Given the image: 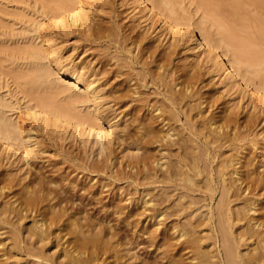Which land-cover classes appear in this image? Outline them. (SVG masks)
<instances>
[{
  "label": "bare ground",
  "instance_id": "obj_1",
  "mask_svg": "<svg viewBox=\"0 0 264 264\" xmlns=\"http://www.w3.org/2000/svg\"><path fill=\"white\" fill-rule=\"evenodd\" d=\"M17 1L21 5V2L25 0ZM45 1L47 5L45 4L41 13L47 15L49 20L57 26V29L68 32L76 28L86 29L88 27L89 29L92 25L93 18L91 19L87 12L85 0ZM126 1H130L131 7L136 11L135 14H140V18L145 21L151 19L155 23H159L162 27L160 32H164L169 37L172 46L176 47L183 40L190 42V44L186 42L187 51L198 55L197 58H200L201 62L207 58L205 64H208V69L212 73L210 76L212 79L216 76L221 78L227 91L229 90L231 93L240 91L242 98H247L252 103H254V93H259L260 99L264 102V66L261 67L262 64L264 65V16L246 17L247 13H245L246 16L243 13L244 16H240L241 13L236 15L237 11H235L236 13L229 11L228 13L231 14L226 16L227 11L230 10V8L226 10L228 1L200 0L202 6L211 15L214 16L217 12H222L219 14V18L211 19V21L214 20L213 22L210 20L207 22L203 17H196L178 0ZM252 1L264 13V0ZM23 4L25 3L23 2ZM23 4L22 6H24ZM18 14L20 13L18 12ZM238 16L239 18H237ZM46 24V21L41 19L26 28L24 33L27 40L26 45L17 48L19 50L17 55L14 52H9L8 48H0V55L3 56L0 59L9 60V62L16 61L20 57L23 60L26 59L31 66L30 72L25 76V82L29 89L33 90L36 87L38 90L37 83H39L38 86L44 85L41 89L43 87L52 89L56 96H60L46 95L37 92V90L36 92L27 90L29 93L31 92L32 96L28 107L32 110L36 123L43 131H50L49 134L61 137L59 139H63L65 136L66 138H77V141L79 140L82 144L98 146L100 150L97 157L90 163L84 160L87 157H75L83 164L72 169L69 168L67 176H64L65 178L70 176V181L75 182V186L72 187L74 190L69 191L71 196H68L67 189L61 184L62 180H58L54 176L49 177L50 175L47 176L44 174L45 172L42 173L37 166H34V159L38 157V152H43L38 147H41L44 141L37 135L35 138L32 131L26 130L19 120L16 121L12 118L13 103L5 95L0 94V164L5 160L6 163L21 162L23 164L19 163L21 166L27 165L31 169L35 168V171L39 170V174L33 175V171L29 172L30 178L23 176L24 179H28L26 182H23L21 176L22 179L18 177L20 181L18 179L17 182L10 180V176H7L8 172L6 176L2 174L4 178L9 177L10 182L4 183V180L0 182V196L1 194L3 196L5 194L6 197L11 195L13 199L9 200V203L4 201L7 205H2L0 208V235L7 232L0 238V264H11L7 261L11 257L7 255L10 250L15 252L25 250L24 253L27 256L40 259L36 264H95L100 257L107 254L115 253V258L123 256L120 254L121 248H117L107 238L110 233L108 226L105 225L100 230H94L97 221H91L93 216L82 215L83 211L81 213L77 207L69 205L74 203L75 198L77 199L74 196L80 191L94 193L95 188L93 187L100 186V184L94 185L96 182H91L95 176L87 184L83 181L89 179L90 173L100 172V169L104 167L107 155L104 149L110 148L122 139L129 140L130 147H132L131 144H136L133 146L135 149L131 150L134 152L131 154L130 151L132 159L127 162L124 173L134 176L133 179L138 183H141L140 180L143 183L146 179H153L150 183L164 184L165 188H160L164 189L163 194L166 195L158 197V192L151 193L150 189L145 188L139 196L131 198L127 194L126 199L125 197L124 199L120 198L126 200L127 205L120 204L122 201H118L115 206L123 209L140 203L142 210H139L138 207V210L132 209L128 214L129 217L133 214H143L149 209V206L151 207L150 220H157L158 223L155 226L164 223L163 229H159L157 226L151 231L154 233L159 231V234L163 236L161 240H164V237L175 235L173 237H177L176 240L181 241V246L176 253L172 251L175 244L173 241L170 243V237L166 238L169 239V243L163 242L164 246L168 247H165L163 252H167V249L172 252L168 256L171 258L168 260L169 264H187V260H184L186 258H183L185 254L189 255L187 257V259L190 258L188 259L189 264H264V214L260 211V214L256 215L259 208L256 207L257 199L248 196L254 191V184H264V169L259 170L261 167L258 166L259 159L262 157L264 159V140L258 139V143L253 138H248L251 145L243 142L238 144L237 141L246 139L245 134L238 131L243 124H237L238 120L232 110L222 109L215 114L210 110L214 100L201 95V93L199 94V106H197L198 114L201 112L204 114L206 109H208L206 112L211 111L210 114H202L203 120L198 123L192 114L188 113V123L182 121L183 124H178L182 125L178 126L181 127L178 129L175 122L181 121L179 108L183 109L181 106L183 100L198 94L195 92L194 86L198 81L195 74L197 72H193L192 66L189 64L185 68L190 66L193 73L190 70L188 72L182 66L187 73L182 70L183 73L179 74L178 79L184 76L185 80H175L173 88H170V94L165 95V100L169 101L168 106H160L158 101L151 103V101L141 98V95H139L140 98L134 97L141 92L139 91L141 86L138 88L139 83H137L139 78L127 75L126 80H128L129 88L133 87L128 90L134 96L127 100L126 92L124 95L123 93L118 94L117 91L119 100L121 98V103L117 102V104L125 106L120 114H123V117L130 115V118H125V121L130 119L135 131L128 130L129 125L126 123L119 131L117 129L120 127L119 124L108 117L109 106L112 104L111 101L104 98L105 92L102 91L105 81L104 84L100 83L98 77L100 72L96 69L93 70L94 68L89 71L87 65L64 57L63 45L61 46L57 41V33L55 36L53 31L46 28ZM240 29L246 33L242 35ZM141 40L134 41V48H131L133 43L128 46L131 48L132 54L142 45ZM142 52L144 51L141 47L139 53L144 56L146 53ZM203 54L205 57L202 56ZM119 56L121 55L118 54ZM170 56L171 53L167 55L171 60L172 56ZM139 57L136 58L139 59ZM154 58L153 61H155ZM169 58L162 57L156 60L160 70L157 73L158 76L153 75L154 77L164 76L161 70L166 72L165 68L168 67ZM146 61L149 63L148 60ZM150 73L152 74V72ZM150 77L153 78V81L154 77ZM180 84L181 86L177 89L176 87ZM252 88L253 91H251ZM116 95L114 94V97ZM116 98L114 100L117 101ZM254 104L256 105V103ZM143 107L147 108L146 114L141 113ZM234 127L236 128L233 129ZM234 130L235 132L232 133ZM234 142H237L236 146L232 147ZM227 147L231 148H229L231 152L226 156L224 150L221 149ZM130 154L128 157H131ZM216 161L217 165L214 167L213 163ZM114 166L111 169H114ZM82 177L85 179L82 182H77ZM78 183L81 184V188L76 191ZM4 189H7L9 195ZM198 192L201 196L203 195L202 198L205 200L208 198L209 202L207 200L204 201L205 203H200L201 201L198 199L201 197L196 195ZM174 195L179 199L172 204L171 207L175 206L171 210L170 204L165 203L164 205V202L170 201L172 199L170 196ZM85 208L84 210H86ZM69 210L78 211L77 214H81L84 218L86 216L85 221L82 220L83 217H81V221L80 218L70 221L72 212ZM172 215L177 218L165 223L166 219ZM28 217L32 218L30 225L26 224L27 221L26 223L23 221ZM4 224H9L11 228L7 227L6 231ZM109 227L112 228V225ZM116 232L115 230L111 234L115 235ZM53 237L59 241L58 245H62L60 249L62 252L58 258H55L57 253H51V255L45 248ZM157 244H160L159 241ZM3 247H6L5 250ZM178 250L181 252L179 256L177 255ZM183 251H186L184 255ZM60 258L61 260H58Z\"/></svg>",
  "mask_w": 264,
  "mask_h": 264
},
{
  "label": "rangeland",
  "instance_id": "obj_2",
  "mask_svg": "<svg viewBox=\"0 0 264 264\" xmlns=\"http://www.w3.org/2000/svg\"><path fill=\"white\" fill-rule=\"evenodd\" d=\"M178 1L185 8L192 11L196 17L198 18L203 17L204 19H206L207 22L208 20L211 21V19L215 20V18L216 19L219 18L220 16L219 14L222 13V12L221 13L217 12L218 14L217 15L215 14L216 12L215 11L214 12L215 15L214 16L211 15L202 6L200 0H178ZM226 1L229 2L228 5L225 3L227 6L226 10L230 8V10L227 11L226 16L228 14H231L228 13L229 11H233V12L237 11V13L235 12L236 15H238V13H241L239 14L240 16L242 15V13L245 16L248 14L246 17L259 16V15L260 17L264 16L263 10L252 0H232V3H230L231 0L230 1L226 0ZM23 2L25 4H23ZM23 2H21L20 5V3L17 0H0V20H1L0 48H4V47L6 49L8 48L9 52L11 53L14 52L15 55H17L19 53L18 49L25 46L27 42L24 36L25 29L29 28L33 23L41 19L45 20L47 23L46 28L51 32L53 31L54 35L57 33L56 34L57 36L56 35L55 36L58 39L57 41L61 44V46L63 45L64 57H66L67 59L69 57V59L71 58L77 63H83L84 65H87L89 71L94 68L93 70L96 69V71L100 72V74L98 75L99 81L102 84L105 83L103 85L104 87L101 84V87L104 88L102 92L103 93L105 92L104 98H106V100L111 101L110 103L112 104V106H109L108 117L110 119H113L114 121H116V123L119 124L120 127L117 128L119 131H121V128L123 127V125H125V123L129 125L127 127L128 130H131L133 132L135 131V127L133 123L130 121V119L125 121V118H130V115L123 117V114H120V111L125 106H121L117 104V102L119 103L121 100V98L119 100V95H118L120 93H123L125 95L124 92H126V94H128L129 97L126 98L127 100L130 99L132 96H134L131 95L132 92L128 90L133 88V87L129 88L128 80H126V78H128L129 75L132 76L134 75V78L136 79L139 78L138 79L139 82L137 83L140 84L141 81V84L140 85L138 84V88L141 86L139 91H141L142 94L140 92L136 94V96L134 97H138V98L141 97L144 100L151 101V103H153V101L155 102L158 101V104L160 106H165V105L168 106L169 101L165 100V95L170 94L169 93L171 92L170 88L171 89L173 88L174 82L179 80H185L184 76L178 79L179 74L181 75L183 72L187 73L183 70L184 68L187 69L188 72L189 70L191 72L192 70L193 72L194 71L197 72L195 74L198 77V81L194 86H195V92L196 93L198 92V94H195L193 97H188L183 100L181 106H183L184 110L179 108L181 121L175 122V124H177L176 125L177 127L182 126V125H178L180 123L183 124L182 121L188 120V116H187L188 113H191L194 119L197 120L198 123L202 122L204 117L203 115L210 114L211 111L206 112V110L208 109L205 110L204 114L202 112L198 114L199 108L197 106H199V94L201 93V95H205L209 99L214 100L213 107H211L210 110L214 111L215 114H217L218 111L222 109L232 110V112L236 115V118L238 120L237 124L240 123L243 125L246 124L245 125L246 127L245 126L242 127L243 125H241L240 129H238V131H241V133L243 132L246 135V136L244 135L246 139H244V137L242 136L244 140L237 141L238 144H242L241 142H243L251 145V141L249 140L250 141L249 142L248 138L249 139L253 138L254 141L256 140L258 143H259L258 139L262 141L264 140V109H262L264 108L262 107V105H264V102L260 99L259 93H254L253 102L256 103L255 105L254 103H252V101H249L247 98L243 99L240 91H232V93L229 90L227 91V89H225V86L221 82V78L216 76V78L214 77V79H212V76H210L212 75V73L208 69L207 66L208 64H205L207 58L204 59V62L203 61L201 62L200 58L199 59L197 58L198 55L193 54V52H191L190 50H189L190 52L187 51L188 49L186 46H188L187 43L190 44V42H187L186 40L187 42L186 43L183 40L185 43L182 41L181 43H178L176 47L174 45L172 46L169 37L166 36L164 32L163 33L160 32L162 30V27L159 25V23H155L151 19L145 21L143 18H140L139 16L140 14L139 15L135 14L136 11H134L133 8L131 7L132 4L130 3V1L127 2L126 0H85L87 6V12L90 14V18L91 19L93 18L91 21L92 25H90L89 29L88 27L86 29L76 28L68 32L62 31L59 28L57 29V26L51 20H49L48 16L41 13L43 12V7L45 6V4L47 5V2L45 0H25ZM48 2H50V0ZM22 4L24 6H22ZM230 4H232V7H230ZM1 10L5 14V16L1 12ZM18 12L20 14L17 15ZM237 18H239V16ZM240 18H244V17H240ZM235 20L236 18L234 19V21ZM245 33L246 32L242 30V35H244ZM136 39L137 41L138 39H142L141 40L142 45L140 46V48L142 47V51H144L142 53L143 54L146 53L147 55L146 54H144V56L141 55L140 54L141 52L139 53L140 48L134 50L135 55L130 52V49L134 48L133 46H135L134 41H136ZM131 43H133V45ZM130 45H132L131 48L128 47ZM125 48H128L129 51L128 49ZM144 48H146L147 50L145 51ZM150 51L152 52L149 53ZM117 53L120 54L121 56L118 57ZM136 53L138 54L137 56ZM170 53L172 56V57L170 56L171 60L169 57H167V55ZM151 55L153 56V58L155 57L154 58L155 61H153ZM202 56L205 57V54H203ZM0 57L3 56L0 55ZM113 57L115 58L117 57V59L119 58L120 59L116 61L117 59ZM136 57L137 58L139 57V59H137ZM162 57H165L167 59L169 58L170 61L168 60L169 61L167 64L168 67L166 66L165 68L166 72L165 71L163 72L161 70V73H163L164 76H161L160 78H156L158 76L157 73L160 70V68L157 65L158 62L156 60H159ZM25 60H23V58L21 57L17 58L16 61L13 60V62L12 61L9 62V60L0 59V94L5 95L7 98H9V100H11V103H13L12 105L13 109L11 110L14 114L10 111V113H12V118L16 121L19 120L20 124L23 125L26 130L32 131L33 134H35V138L39 137L42 139V141H44L42 142L43 143L42 146L40 144L41 147H38L39 150L43 152L40 151L38 152L37 154L38 157L34 159V166H37V168H39V170L42 173L45 172L44 174H46L47 176L50 175L49 177L54 176L56 179L62 180L61 184L64 188L67 189L68 191L67 195L71 196L69 191L74 190L72 187L75 186V182L70 181V176L65 178L67 176V170L69 168L72 169L80 164H83L81 161L75 159L76 156L87 157L84 160L87 161L88 163L92 162L93 159L97 157L96 155H98V151L100 150V148H98V146L92 147L89 145H84L81 142H79V140L77 141V138L72 139L70 137L66 138L65 136L63 137V139H59L61 137L58 138L56 135L52 136V134H49L50 131L49 132L43 131L38 126V124L36 123L37 121L33 116L32 110L28 107V105L32 101L31 100L32 96L30 94L31 92L29 93L28 91L31 90L33 92V90H35L34 92H36L37 89L36 87L33 90L31 87H30L31 89H29V86L25 82V76L28 72H30L29 70H31L30 64H28L27 60L26 61ZM146 60H148L149 63ZM188 64L192 66L191 67L192 70L190 69V66H187L185 68V66ZM182 66L184 67L182 68ZM263 66L264 65L262 64L261 67ZM205 69L210 72H207ZM150 72H152V74ZM148 73H150V75H148ZM22 75L24 76V78ZM153 75H155L156 77H154ZM150 76L154 77L153 81H152L153 78H151ZM213 80H215L217 83ZM37 84L39 85V83ZM38 85L37 88L38 87L39 88L37 92H41L46 95L52 94L56 96L54 90L52 92V89L49 90L45 87H43L42 90L41 87L44 85L42 86H38ZM180 86L181 84L176 88L178 89ZM251 91H253V88L251 89ZM113 93L115 95L118 93L115 96L117 97L116 98L117 101L114 100L115 97ZM139 95L141 96L139 97ZM56 97H60V96L57 95ZM112 98L114 101L111 100ZM259 107L262 108L260 109ZM146 109L147 108L143 107L141 113L143 114L144 112V114H146L145 113L147 112ZM73 123L75 124V122ZM247 124L250 125L251 128ZM180 128L181 127H178V129ZM235 128L236 127H234L233 129ZM233 132H235V130L232 131V133ZM250 134L251 136L249 137ZM237 142L232 143V147H235ZM135 145L131 144L132 147H130L129 140L122 139L119 142L115 143L110 148L104 149V151L107 153L105 157L106 163L104 167L100 169V172L90 173V176L88 177L89 179L85 182L83 181V183L87 184V182L89 183V180L95 176L94 180H91V182H96L94 185L100 184V186L93 187L95 188L94 193H89L88 191H84V190L83 192L80 191L74 196L77 197V199L75 198L74 203L69 204V205H74V207H77V210H79L81 213L83 211L84 213H82V215L85 214L87 217L90 215L93 216V217L90 216L92 218L91 221H97L96 226H94V230L97 231L100 230V228H102L105 225L108 226V231L110 233L108 234L107 238H109L117 246V248L120 247L122 250V252H120V254L123 255L122 257L115 258L114 256L115 253H113V255L107 254L100 257L95 264H120V263L121 264H158V263L169 264L170 263L168 260H170L171 258H169L168 256L172 254V252L169 249H167V252L166 251L163 252L165 247H167V245L164 246L163 242L165 241L169 243L168 241L169 239L167 240L166 238H169L170 236L164 237V240L163 239L161 240L163 236L159 234V231L155 233L151 231L152 228H155L157 226H159V229L164 228L163 222L162 225L159 224L155 226L158 223L157 220L154 219L150 220L151 207L149 206L148 207L149 209H147L143 214H133L132 216L129 217L128 214L131 213L132 209L135 208L137 209L138 207L139 210L140 209L142 210V206L140 205V203L135 206L130 205L127 208H123V209H119L117 206H115L118 201H122L121 203L119 202L120 204L127 205L128 202L120 198L124 199L125 197L126 199L127 194H129L128 197L134 198L136 196H139L144 191L145 188L150 189L152 191L151 193L158 192L159 195L158 197H162L166 195L163 194L164 189H162L165 188L163 187L164 184L162 185V183L159 182L157 183L154 182L153 184L150 183V181H152L153 179H146V181L144 180L145 183L144 181L142 183V181L140 180L141 183H138L133 179L134 176H130L124 173L126 171L125 166L127 162L132 159L131 154L134 151L131 150L135 149L133 148V146ZM229 148L230 147H227L221 150H224L225 155L226 154L228 155V153L231 152V150L229 151ZM129 154L131 157H128ZM262 158H260L258 161V166L260 165L259 168L261 167L259 170L264 169V164H263L264 159ZM217 161L213 163L214 167L217 165ZM3 163H6V160L0 164V175H1L0 178L1 179L3 178L2 181L0 182H3V180L4 183L6 182L9 183L10 180L17 181L19 179L18 177L20 176L23 178L24 180L23 182H26L28 180V179L26 180V178H30L31 171H33L32 172L33 175L36 173L39 174L38 172L39 170H36L37 171L36 172L35 168L31 169L30 166L27 165L21 166L23 165L21 162H19L21 163V165L17 162H16L17 165L14 164V162H10L14 165L8 162L9 164L6 163L7 166L3 165ZM113 165H115L114 169H111ZM19 167H21L22 169L21 168L19 169ZM7 172H8L7 176H10V180L9 177L4 178ZM2 174L5 175L3 176ZM23 176L26 178L24 179ZM21 177L20 179H22ZM71 178L73 177L71 176ZM20 179L18 181H20ZM84 179L85 177H82V179L80 180L78 179L77 182H82V180ZM147 180L149 183L147 182ZM101 184H105L107 186L103 187ZM80 188H81V184L78 183L76 185L75 190L77 191ZM254 188L255 189H253L254 191L252 192V194L251 195L249 194L248 196L255 197L257 199L256 207L257 208L259 207L260 209L258 208L259 212L257 211L256 215L260 214V211L261 213L264 214V184L256 183L254 184ZM4 190L5 192L7 191V189ZM6 193H8L9 195L8 191ZM196 195L199 196L200 195L199 192L196 193ZM1 196H0L1 197L0 208H2V205L3 206L7 205V203L4 201H8L9 203L10 202L9 200L13 199L11 195H9V197H6L5 194L4 196L3 194H1ZM170 197L172 199L170 201L166 200L164 202V205L165 203H167V205L170 204L169 206L171 207L172 204H174V202H177L179 198L176 197V195ZM174 197H176V199H173ZM199 197L197 198H199L198 200L201 201L200 203H203L204 201L208 200L207 197L206 200L202 198L203 195L202 196L200 195ZM2 202L6 204L4 205ZM207 202H209V200ZM84 207H86L85 209L87 211L84 210ZM173 207H171L170 209L172 210ZM81 208L83 209L81 210ZM71 212H72L71 213L72 218H70V221H74L76 218L78 219L80 218L81 221V217H83L82 220L85 221L86 216L84 218V216H81V214H77L79 212L75 210H72ZM65 217L67 218V216ZM30 218L31 217H28V219H24L23 220L25 221L24 223H26L27 221L26 224L30 225L29 223H31L32 221V218L31 219ZM175 218H177V216L172 215L171 217H168V219H166L165 223ZM4 225H6L5 228L6 231L8 228L9 229L11 228L9 224H4ZM110 225H112V228L109 227ZM115 230L117 232L115 233V235L114 234L112 235L111 233H114ZM4 234L6 235L7 232ZM4 234L0 235V238ZM173 236L170 237V243H172L173 241V244H175V248H173L172 251L173 253H176L177 249L181 246V241L180 240L177 241L176 240L177 237L174 238ZM51 240L50 242H48V244L45 247L47 248L46 251H48L50 254L57 253L56 257L54 255L53 256L55 258H58L59 254L62 252L60 250L62 245H58L59 241L56 240L54 237ZM158 241L162 246L160 244L159 245L157 244ZM5 248L6 247H3V250H5ZM168 250L171 253H169ZM24 251L22 250L21 251L22 253L20 251L15 252L14 250L8 251L7 255L8 257L10 256L11 257L7 261H9L11 264H29V263L36 264L37 262H39L40 259H37L32 256H27L26 253H24ZM185 252L186 251H183V255ZM180 253H181L180 250H178L177 255L179 256ZM188 256L189 255L185 254L183 257L186 258L184 260H187L186 261L187 264H189L188 259H190V258L187 259ZM58 260H61V258Z\"/></svg>",
  "mask_w": 264,
  "mask_h": 264
}]
</instances>
